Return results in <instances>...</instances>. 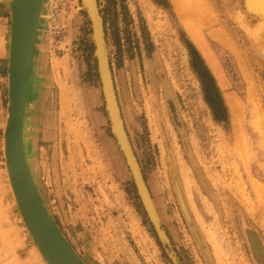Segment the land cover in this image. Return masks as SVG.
I'll return each instance as SVG.
<instances>
[{
    "label": "rangeland",
    "instance_id": "374dc122",
    "mask_svg": "<svg viewBox=\"0 0 264 264\" xmlns=\"http://www.w3.org/2000/svg\"><path fill=\"white\" fill-rule=\"evenodd\" d=\"M97 1L123 122L179 264H264L263 19L245 0ZM3 13L9 59L12 0ZM42 23L46 83L34 144L26 128L24 142L49 215L84 264H174L112 133L82 0H46ZM3 86L0 264H48L7 173V66ZM93 111L105 117L109 150Z\"/></svg>",
    "mask_w": 264,
    "mask_h": 264
},
{
    "label": "water",
    "instance_id": "95a60500",
    "mask_svg": "<svg viewBox=\"0 0 264 264\" xmlns=\"http://www.w3.org/2000/svg\"><path fill=\"white\" fill-rule=\"evenodd\" d=\"M253 1V0H251ZM44 0H12V33L9 58V113L5 134L7 171L21 215L48 264H84L52 220L32 177L24 148V120L29 76ZM82 0L90 19L94 56L103 88L105 108L112 133L128 166L136 190L158 238L174 264H179L157 214L118 104L107 53L104 19L97 0ZM252 14L264 15V7L245 0ZM106 80L110 91L107 92ZM110 99L112 105L110 106ZM121 157V156H120Z\"/></svg>",
    "mask_w": 264,
    "mask_h": 264
},
{
    "label": "crops",
    "instance_id": "0c3cea01",
    "mask_svg": "<svg viewBox=\"0 0 264 264\" xmlns=\"http://www.w3.org/2000/svg\"><path fill=\"white\" fill-rule=\"evenodd\" d=\"M44 2L46 3V0ZM2 5L4 6V12H5V14L3 13V15L7 17L11 9V0L0 1V9ZM44 13H45V9H44ZM42 26H43V23H42ZM42 26H41V31L39 32L37 40H36V46H35L33 59H32L31 74H30L28 93H27L28 101L26 103V114H25L26 124L24 123V126L25 125L28 126L25 128H26L27 135L30 137L33 136L32 135L33 133H37L36 127H37L38 117L35 114L34 108L39 106L38 102H39V95H40V89H39L40 85L41 83L44 85L46 83V81L42 77V71L44 67H43V53H42V49H40V45H41L40 38H41V32L43 31ZM5 56H6L5 46H4V43L1 42L0 43V92H2L4 89L3 82H4L5 67L6 66L9 67V59H4ZM27 104H28V107H27ZM91 119L95 125V132L97 133V137H98L97 141H99L100 145L104 146L103 148L105 149L107 148L109 150V148H111L112 145H111V139L107 132V129L104 128L105 117L103 113L99 111H93L91 113ZM25 128H24V135H25ZM30 137L28 138V141L31 144H34L35 138L34 137L30 138Z\"/></svg>",
    "mask_w": 264,
    "mask_h": 264
},
{
    "label": "bare ground",
    "instance_id": "6f19581e",
    "mask_svg": "<svg viewBox=\"0 0 264 264\" xmlns=\"http://www.w3.org/2000/svg\"><path fill=\"white\" fill-rule=\"evenodd\" d=\"M45 1V0H44ZM250 3L251 4H253L254 6H257V7H260V6H262V7H264V0H253V1H251L250 0ZM89 4L91 5V4H93V2H91V0H89ZM177 6H179V5H177ZM181 6V5H180ZM179 6V7H180ZM203 6L204 5H192L191 4V8L193 9L192 10V12L195 10V13H196V11L198 12H203L201 9H204L203 8ZM246 8V7H245ZM44 9H45V2H43V7H42V12H41V17H40V21H39V24H38V30H37V37H38V34H39V32H40V29H41V22H42V18H43V14H44ZM181 9V7L179 8V10ZM183 10V9H182ZM189 10V9H188ZM191 10V9H190ZM204 10H206V8L204 9ZM248 12H249V10H247ZM250 11L251 12H253V9H250ZM187 13H189V12H187ZM191 13V12H190ZM189 13V14H190ZM195 13H193L194 15H195ZM200 14V13H199ZM202 14V13H201ZM255 16H259V17H261L262 19H263V21H264V15H262V14H256ZM203 17V16H202ZM261 19V20H262ZM241 20V19H240ZM263 25H264V23H263ZM243 27V26H242ZM217 31H215V37H217L216 35H217V33H216ZM219 32L221 33V34H225V33H222L220 30H218V34H219ZM212 33V32H211ZM258 33V32H257ZM256 33V34H257ZM214 34H213V36H214ZM221 34H219V37L220 36H222ZM224 36V35H223ZM256 37V36H255ZM258 37V36H257ZM214 38V37H213ZM223 38V37H222ZM222 38H220V39H222ZM225 38V37H224ZM218 39V38H217ZM36 40H37V38H36ZM224 40V39H223ZM227 40V39H226ZM226 40H225V42H226ZM36 43V42H35ZM229 44V43H228ZM35 46H36V44H35ZM203 47H204V45H202ZM204 49H206V48H204ZM35 50V49H34ZM212 54V53H211ZM209 59L211 60V63H213V65H214V69H215V71L217 72L216 74L219 76V73H218V71L220 70H218L217 71V63H215V59L213 58V56L212 55H209ZM220 73H221V71H219ZM30 74H31V71H30ZM220 75H222V73L220 74ZM219 77H221V76H219ZM223 77V76H222ZM249 78V77H248ZM29 79H30V76H29ZM224 80V79H223ZM220 82V81H219ZM224 83V82H223ZM249 83V82H248ZM220 84H222V80H221V83ZM29 85V84H28ZM106 85H107V94L109 95V91H110V85H109V81L108 80H106ZM250 86H251V84H249ZM249 87V86H248ZM252 87H253V85H252ZM224 88V87H223ZM251 88V87H250ZM103 89V88H102ZM253 89V88H252ZM252 89H251V94L252 93H254V92H252ZM250 90V89H249ZM254 91V90H253ZM27 93H28V91H27ZM104 92H103V90H102V94H103ZM254 95H256V94H254ZM256 97V96H255ZM103 98H104V96H103ZM233 99H235V98H233ZM231 100H232V98H231ZM253 100V99H252ZM26 103H27V100H26ZM233 103V105L236 107V109L238 108L237 107V103H236V100L234 101V102H232ZM112 105V102H111V99H110V106ZM25 114H26V108H25ZM123 119V118H122ZM24 123H25V120H24ZM259 127H256V128H260L261 127V129H262V124L261 125H258ZM24 128H25V126H24ZM260 129V130H261ZM263 129H264V127H263ZM262 131H264V130H262ZM264 136V135H263ZM236 140H238V137L236 138ZM24 148H25V142H24ZM25 155H26V150H25ZM26 158H27V156H26ZM27 162H28V160H27ZM7 168V167H6ZM7 173H8V171H7ZM32 174V173H31ZM8 177H9V175H8ZM33 177V176H32ZM9 181H10V179H9ZM10 185H11V183H10ZM257 187H259L258 188V190H260V189H263V187H261V186H257ZM11 188H12V186H11ZM12 191H13V189H12ZM14 194V193H13ZM15 197V196H14ZM16 200V199H15Z\"/></svg>",
    "mask_w": 264,
    "mask_h": 264
}]
</instances>
